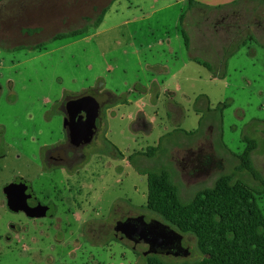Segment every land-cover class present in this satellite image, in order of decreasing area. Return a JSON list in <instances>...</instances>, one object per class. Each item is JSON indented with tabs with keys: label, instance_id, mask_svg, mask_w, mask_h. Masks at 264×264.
Instances as JSON below:
<instances>
[{
	"label": "rangeland",
	"instance_id": "rangeland-1",
	"mask_svg": "<svg viewBox=\"0 0 264 264\" xmlns=\"http://www.w3.org/2000/svg\"><path fill=\"white\" fill-rule=\"evenodd\" d=\"M168 1L0 0V264H146L149 255L173 263L200 260L205 254L193 234L178 230L183 252L175 254L146 253L148 244L116 232V222L127 216L144 214L165 223L146 208L148 180L140 171L167 169L185 201L222 173L235 172V179L259 186L249 171H236L235 153L245 149V135L256 139L252 158L264 176V0H239L218 11L188 5L180 28L193 38L192 54L211 62L213 71L192 63L202 78L181 83L178 69L156 70V79L178 91L179 103H152L148 95L137 94L142 85L134 86L153 78L147 67L153 56L138 46L149 39L150 29H176L178 5L168 9L169 19L151 17L154 7ZM80 28L86 29L82 35L52 40ZM207 30L208 38L198 33ZM132 33L141 34L138 41ZM42 43L46 46L35 49ZM20 46L25 48L16 50ZM194 69L187 71L194 74ZM104 85L132 101L122 106L109 140L105 118L110 102L103 105L96 135L82 148L84 161L66 166L50 155L64 137L60 109L73 108V102H60L67 94L99 93ZM208 103L213 110H207ZM138 109L154 122L148 133L145 128L134 132L145 125ZM133 114L138 120L132 124ZM65 121L67 128L69 117ZM167 131L154 156L141 153L157 146ZM18 176L32 183L36 198L51 204L49 215L31 218L9 207L6 186ZM259 202L264 210V193Z\"/></svg>",
	"mask_w": 264,
	"mask_h": 264
},
{
	"label": "trees",
	"instance_id": "trees-1",
	"mask_svg": "<svg viewBox=\"0 0 264 264\" xmlns=\"http://www.w3.org/2000/svg\"><path fill=\"white\" fill-rule=\"evenodd\" d=\"M195 3V0H189V9ZM226 6L228 5L218 6L213 10L218 11ZM107 10L108 7H105L100 11L96 25L102 23ZM184 15L185 13L181 15V24ZM84 32H86L84 28L60 32L55 34L52 40L75 37ZM182 33L186 47L190 51L189 32L182 27ZM43 46L46 44H39L35 49ZM239 46L240 44L237 48ZM22 48L25 46H20L16 50ZM233 53L234 50L228 55ZM193 58L197 63L213 71V65L208 60L200 56ZM226 67L225 63L224 70ZM224 70L220 73L223 76L226 75ZM87 94L89 93L64 95L60 102L61 106H68L73 102L74 107L81 102V97ZM116 101H119L116 96L110 100L112 103ZM216 109H220V106ZM60 110L64 113V109ZM186 132L192 134L196 130ZM162 139L163 137L157 146H150L141 153L148 157L154 156L161 147ZM244 141L247 143L245 149L239 154L235 153L240 161L236 171H249L259 181V186L235 179V172L222 173L212 186L198 190L192 199L185 201L182 199L179 186L167 169L140 171L147 175L148 180L146 208L158 214L171 227L195 235L198 248L205 254L200 260L181 263L168 262L155 255H149L146 264H264V210L259 202V195L264 193V176L254 165L252 158L258 141L248 135L244 136ZM115 149L121 154L118 148Z\"/></svg>",
	"mask_w": 264,
	"mask_h": 264
},
{
	"label": "crops",
	"instance_id": "crops-1",
	"mask_svg": "<svg viewBox=\"0 0 264 264\" xmlns=\"http://www.w3.org/2000/svg\"><path fill=\"white\" fill-rule=\"evenodd\" d=\"M237 1H239V0H195V2H196L195 5H202V6H206V7L215 8L218 6H225V5L234 4ZM177 5L179 6L178 11L173 12V14L175 13V19H176V20L174 19V21L177 22L176 29H169V27H167L165 30H162V31L150 29L148 31L149 39L147 41H140V46H138V47H141V49H144L148 54H152V56H153L151 62H147V67L150 70H152L153 78L151 79L150 82H147V83H143L142 81L139 80L135 83L134 86H136V85L141 86L142 85V89L138 88L136 90L137 94L148 95L152 103L160 102V101H163V102L167 101L168 102L169 99L172 100L174 103H179V101H178L179 98H178V94H177L178 91L175 90L172 87V85H170V82H168L164 79H161V81L156 79L155 78L157 75L156 70H158L164 74L165 72L168 73L169 70L172 68L178 69L176 76H177V79H180L181 83L193 81V80H196L197 78H199V79L202 78V75L196 74L197 68L194 69L195 66L192 64V63H195L198 65H201V64L197 63L193 58L194 56H199L198 53L192 54L193 38L191 37V34L189 33V35L191 37V50L189 51L186 47V44H185V39L183 37L182 29L180 28V24H181L180 18H181L182 12H184L186 7L189 5V0H171V1H168V3H166V4L160 5L159 7H154L152 9L151 17L158 14V17H159V18H157L158 22L164 21L165 19H169V18H171V14H170L168 9L172 6H177ZM146 17L148 18L150 16L149 15L144 16L142 19H144ZM198 33H201L204 37H207V38L209 37V34H211V33H209L208 30L207 31H201ZM205 33H206V35H205ZM130 37L133 38L135 41H138V39L141 37V34L132 33ZM182 42L184 43V45L186 47L185 52H188L187 53V55H188L187 59L183 53L184 50L183 51L181 50V48H183ZM138 47H137L136 52H138V49H139ZM200 47L202 48V46H200ZM201 48H199V49H201ZM192 68L195 70V73L194 74L188 73L187 70H190ZM226 68L224 71H226ZM212 75H211V78L217 79V78H215L216 74H214V72H212ZM226 75H227V72H226ZM95 89H96V87H95ZM97 89H98L99 93H96L95 95H98V94L108 95L107 103L110 102V100L112 101L114 96L119 98V101H116L113 103L110 102L109 107L107 108V115L105 118V121H106L105 138L106 137L108 138L110 133L114 129V121L118 118L119 115L121 116V114H122V110H121L122 106L126 105L127 103H131L132 100H130L129 98L128 99L123 98L122 95L116 94V92H117L116 90H112L110 88H107L105 85L102 87H99ZM181 109H182V119H183L184 108L182 105H181ZM207 110L208 111L213 110V108L210 107L209 103H208ZM139 112H143V115H144L143 123L145 125L144 126L141 125L139 128L134 129V132H140L139 130L141 128H145L144 131L146 133H148L153 129L154 122L148 117V114L145 112L144 109H141V110L138 109L137 118L139 117ZM60 115L63 117V134H64V137L61 140H59V142H57L58 144L60 142L62 143L66 137L65 116L63 113H61ZM137 118H135L134 114L131 115V117H130L131 123L133 124L134 121L138 120ZM99 120H100V118H98L97 124H98ZM181 126L182 125L180 124V127ZM98 127H99V125H98ZM168 133H171V132L167 131V133L162 135L161 137H164ZM107 138H106V140H109V138L108 139ZM110 143L114 147L118 148V150L121 152V155L123 157L126 156L125 153L123 151H121V149L119 147H117V145L113 144L112 142H110ZM226 148H228V147L226 146ZM116 151H117V149H116ZM92 156L93 155H90L89 158L87 159V161L85 162L86 166H88V165L90 166V163H91L90 159ZM62 166L63 167H61V170H64L69 175H72V172H69V169H67L66 166H64V165H62ZM45 170L46 169H43L42 171H45Z\"/></svg>",
	"mask_w": 264,
	"mask_h": 264
},
{
	"label": "water",
	"instance_id": "water-1",
	"mask_svg": "<svg viewBox=\"0 0 264 264\" xmlns=\"http://www.w3.org/2000/svg\"><path fill=\"white\" fill-rule=\"evenodd\" d=\"M1 88L0 84V90ZM107 101L108 95L87 94L82 98L81 104L73 110L70 131L76 145L87 144L94 139L98 127L97 120ZM7 189L17 197L12 204L15 211L23 210L30 217L46 216L49 206L34 197L32 183L28 179L19 176ZM114 228L117 233L136 243L148 244L150 247L146 253L165 249L169 244L182 243L183 239V234L167 223L159 220L147 222L144 214L118 220Z\"/></svg>",
	"mask_w": 264,
	"mask_h": 264
},
{
	"label": "flooded vegetation",
	"instance_id": "flooded-vegetation-1",
	"mask_svg": "<svg viewBox=\"0 0 264 264\" xmlns=\"http://www.w3.org/2000/svg\"><path fill=\"white\" fill-rule=\"evenodd\" d=\"M80 103L76 104L71 111L67 110L66 107L64 109V116L65 118L69 117V126H67L66 128V137H65V140L59 144L58 146H55V148H52L50 150V155L53 156V158H58V159H62L65 163V165L67 166L68 164H72L73 162H83L84 161V158H85V153L83 152L82 148L85 147L86 144H80V145H76L74 143V141L72 140V135H71V131H70V125L72 123V116H73V110L79 106ZM98 129V127H97ZM88 144V143H87ZM71 155V156H68ZM19 177V176H18ZM17 177V178H18ZM16 178V179H17ZM14 181V180H13ZM12 181V182H13ZM11 182V183H12ZM9 185V184H8ZM7 185V186H8ZM7 186H6V198H7V201H8V205L9 207L15 211L12 207V204H13V201H16V195H12V193L10 194L9 190L7 189ZM15 196V197H14ZM35 197V196H34ZM36 198V197H35ZM38 199V198H37ZM39 200V199H38ZM43 204H46L44 203L42 200H40ZM47 205L49 206V209L47 211V215H49L50 213V210H51V204L50 203H47ZM16 212H22V213H25L27 214L25 211L23 210H20V211H16ZM28 215V214H27ZM29 216V215H28ZM30 217V216H29ZM45 217V216H44ZM128 217V216H127ZM126 217V218H127ZM31 218H40V217H31ZM125 218V219H126ZM147 220V219H146ZM152 221V220H150ZM149 220H147V222H150ZM149 246V245H148ZM150 247V246H149ZM159 252H166V253H175V254H178L180 252H183V246H182V243H174V244H169L165 249H159L158 250ZM157 251V252H158Z\"/></svg>",
	"mask_w": 264,
	"mask_h": 264
}]
</instances>
